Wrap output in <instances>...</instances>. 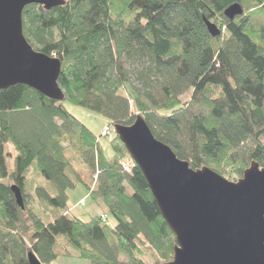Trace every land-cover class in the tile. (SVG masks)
Instances as JSON below:
<instances>
[{"label":"trees","instance_id":"1","mask_svg":"<svg viewBox=\"0 0 264 264\" xmlns=\"http://www.w3.org/2000/svg\"><path fill=\"white\" fill-rule=\"evenodd\" d=\"M234 3L243 15L228 20L224 11ZM205 20L221 34L212 37ZM22 30L35 51L61 61L64 101L25 85L0 90V264H27L29 252L42 264L172 258L173 234L142 173L135 165L129 174L121 170L128 156L122 143L112 137L105 156L65 103L109 125L142 116L155 139L193 170L207 167L235 181L251 163L264 168V0H64L49 11L27 6ZM234 62L255 81L242 82ZM72 160L96 176L93 186ZM31 171L49 185L28 179ZM78 185L99 211L87 220L64 215ZM11 186L20 189L24 209ZM28 188L56 212L52 220L27 201Z\"/></svg>","mask_w":264,"mask_h":264},{"label":"water","instance_id":"2","mask_svg":"<svg viewBox=\"0 0 264 264\" xmlns=\"http://www.w3.org/2000/svg\"><path fill=\"white\" fill-rule=\"evenodd\" d=\"M29 5L49 11L64 0H0V90L25 85L63 102L61 61L35 51L23 35L22 13ZM242 15L238 3L224 11L228 20ZM204 22L212 37L221 34ZM113 128L173 234L172 260L163 264H264V168L251 163L240 179L229 181L207 167L191 169L155 139L140 115ZM10 190L24 209L20 189ZM27 264L42 263L29 252Z\"/></svg>","mask_w":264,"mask_h":264},{"label":"rangeland","instance_id":"3","mask_svg":"<svg viewBox=\"0 0 264 264\" xmlns=\"http://www.w3.org/2000/svg\"><path fill=\"white\" fill-rule=\"evenodd\" d=\"M229 56L231 58L232 57H237V58L239 57L237 54H233V53H230ZM233 64H236L237 68L240 67V70L238 73H239V78H240V80H242V82L249 83V82L255 81L251 71L242 67L243 64H239L238 62H234ZM188 96H189V94L184 96L183 99L185 100V98ZM64 108H66V110L73 117H75L82 125H84L88 130H90L96 137H99V133H100L101 129L108 124V121L106 119L102 118L101 116L95 115V114L91 113L90 111H87L86 109L74 107V106H71L67 103L64 104ZM135 117H133V122L135 120ZM114 137H116V136L114 135ZM111 139H112V136L101 137L98 140L99 145L103 149L105 156H109L112 153L111 148H110V144H109ZM63 145L65 147L67 146V144H63ZM71 146L72 145H70V147L68 148V151H70L71 155H72V151L76 152L77 148L74 147V149H73V146L72 147ZM9 148H10V145H7L6 149L9 150ZM69 156H70V154H69ZM14 158H15V155H13L10 159L7 160L9 171H12L14 168ZM119 163L120 164L123 163V164L129 165V166L132 165V161H131L129 156H127L123 159H120ZM72 166H73V169L83 178V182L85 184H87V185L89 184L90 186H93V182L95 181L96 176H93V173L90 170H88L86 167H83L82 165H79V163L75 160H72ZM31 169H33V168H31ZM27 177H28V179L34 178L35 181H42V184H45V186L49 185L41 177H39L35 171H31L27 175ZM240 178H236L235 181L240 179ZM225 179H227V178H225ZM229 181H232V180H229ZM26 192L28 193L27 201L33 203L34 205H36L37 207H39L41 209V212L43 213V216H44V217L43 216H41V217H43L44 220L46 219L47 221L48 220L50 221L53 219V217H55L56 212H52L50 210H47L40 203H36L37 200H35V198L33 197L32 190L30 188H28V190H26ZM68 197H69V201L67 203V209L68 210L65 211L64 215L69 214V215H73V216L78 217V218L81 217L82 220H87L88 217H90V215H94L96 213H99V211L95 208L94 204H92V202L90 201V199L88 197V192L85 190V188L82 185H78L74 191L69 192ZM82 199H84V206H81V207L77 206L78 202ZM80 213H82V215H78ZM171 260H172V258H171ZM171 260H169V261H171ZM71 263L85 264L84 262L78 261V260H67V261H65L63 259H60V261L56 264H71ZM163 263H167V262H163ZM163 263H161V264H163Z\"/></svg>","mask_w":264,"mask_h":264},{"label":"built area","instance_id":"4","mask_svg":"<svg viewBox=\"0 0 264 264\" xmlns=\"http://www.w3.org/2000/svg\"><path fill=\"white\" fill-rule=\"evenodd\" d=\"M101 137H107V136H110L111 135V130H110V128L109 127H104V129L101 131ZM120 167H121V170L124 172V173H130V171H131V169H132V167H133V163H132V165L131 166H129V165H126V164H123V163H121L120 164ZM78 206H84V199H82V200H80L79 202H78ZM101 219H102V221H106V218H105V216H101Z\"/></svg>","mask_w":264,"mask_h":264}]
</instances>
